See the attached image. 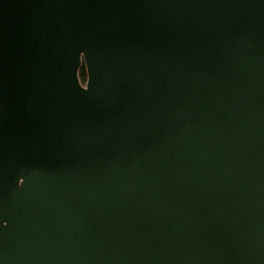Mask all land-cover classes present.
<instances>
[{"label": "water", "instance_id": "obj_1", "mask_svg": "<svg viewBox=\"0 0 264 264\" xmlns=\"http://www.w3.org/2000/svg\"><path fill=\"white\" fill-rule=\"evenodd\" d=\"M0 264H264V0H0Z\"/></svg>", "mask_w": 264, "mask_h": 264}, {"label": "trees", "instance_id": "obj_2", "mask_svg": "<svg viewBox=\"0 0 264 264\" xmlns=\"http://www.w3.org/2000/svg\"><path fill=\"white\" fill-rule=\"evenodd\" d=\"M79 76H80L81 80H82L83 82H85V80H86V74H85V69H84V67H82V68L80 69V71H79Z\"/></svg>", "mask_w": 264, "mask_h": 264}]
</instances>
